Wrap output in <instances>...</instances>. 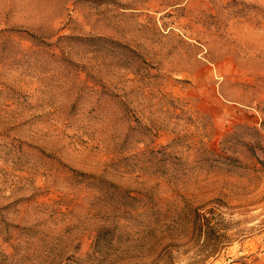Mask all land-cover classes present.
<instances>
[{
	"label": "rangeland",
	"instance_id": "374dc122",
	"mask_svg": "<svg viewBox=\"0 0 264 264\" xmlns=\"http://www.w3.org/2000/svg\"><path fill=\"white\" fill-rule=\"evenodd\" d=\"M0 264H264V0H0Z\"/></svg>",
	"mask_w": 264,
	"mask_h": 264
},
{
	"label": "trees",
	"instance_id": "16d2710c",
	"mask_svg": "<svg viewBox=\"0 0 264 264\" xmlns=\"http://www.w3.org/2000/svg\"><path fill=\"white\" fill-rule=\"evenodd\" d=\"M262 150H263V148H262Z\"/></svg>",
	"mask_w": 264,
	"mask_h": 264
}]
</instances>
